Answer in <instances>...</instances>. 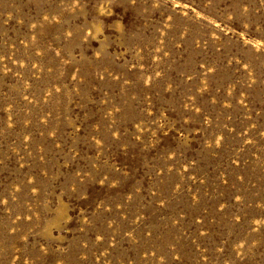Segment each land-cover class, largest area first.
I'll list each match as a JSON object with an SVG mask.
<instances>
[{"label": "rangeland", "instance_id": "rangeland-1", "mask_svg": "<svg viewBox=\"0 0 264 264\" xmlns=\"http://www.w3.org/2000/svg\"><path fill=\"white\" fill-rule=\"evenodd\" d=\"M0 264H264V0H0Z\"/></svg>", "mask_w": 264, "mask_h": 264}]
</instances>
